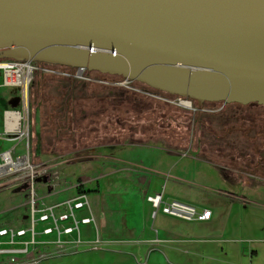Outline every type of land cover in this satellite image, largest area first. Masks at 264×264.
I'll list each match as a JSON object with an SVG mask.
<instances>
[{
    "label": "water",
    "instance_id": "water-1",
    "mask_svg": "<svg viewBox=\"0 0 264 264\" xmlns=\"http://www.w3.org/2000/svg\"><path fill=\"white\" fill-rule=\"evenodd\" d=\"M0 59L264 106V0H0Z\"/></svg>",
    "mask_w": 264,
    "mask_h": 264
},
{
    "label": "rangeland",
    "instance_id": "rangeland-1",
    "mask_svg": "<svg viewBox=\"0 0 264 264\" xmlns=\"http://www.w3.org/2000/svg\"><path fill=\"white\" fill-rule=\"evenodd\" d=\"M84 76L95 81L80 80L88 84L83 90L76 92V98L70 102L69 111L62 118L57 115L58 109L54 107L56 103L53 99L58 92L54 84L58 82L57 80L68 77L34 70L27 86L26 97L22 85L12 88L16 95L14 94L11 100L23 116L21 124L25 134L18 140L15 134L9 133V136L15 137L11 140L13 143L11 147H14L13 157L27 156L30 164L38 166L39 176L36 178L35 187L43 205L73 197L76 193L75 185L79 187L78 192L93 195L94 189L91 187H95L101 174L119 168L138 167L127 161L120 162L105 157L103 155L105 146L113 149L116 144L135 143L146 138L153 141L163 140L164 143L158 142L156 145L166 148V143L171 146L181 143L186 146L183 152H179L181 154L204 159L210 158V155L215 157L209 150L210 148L213 150V144L223 141V137L219 135L221 139L217 141L208 134L198 131L199 127L194 120L198 116V111L164 102L162 98L167 96L166 93L137 81L127 86L107 85L96 80L109 83L123 82V77L104 75L86 69ZM45 83H48L47 86ZM110 92L113 95L109 94ZM192 102L198 107L195 101ZM202 105L200 118L204 121L210 118L213 124L209 127L212 130L217 128L224 130L228 127L244 129L248 126L249 132L242 133L243 130H239L229 137L227 142L231 146H239L247 156L250 154L249 160L244 159L247 162L245 168L250 172V176H256L260 171L248 167V161L251 163L255 160L251 147L256 145L258 148L264 145V106L223 102ZM219 122L221 126H217ZM0 135L6 134L2 132ZM1 152L3 151H0V154ZM23 174L21 171V182L11 177L2 181L0 226H28L29 185ZM88 199L96 212L97 208L92 204L93 196H88ZM82 232L83 236L92 238V226L85 227ZM111 234L105 232L103 236H112ZM118 236L127 240L129 235L126 228H123ZM84 247L85 245L67 243L58 250L52 247H46L43 251L39 249V252L50 251V258L27 264H135L128 255L95 252L92 251L93 248ZM36 254L37 252L32 253L30 257H35Z\"/></svg>",
    "mask_w": 264,
    "mask_h": 264
},
{
    "label": "crops",
    "instance_id": "crops-1",
    "mask_svg": "<svg viewBox=\"0 0 264 264\" xmlns=\"http://www.w3.org/2000/svg\"><path fill=\"white\" fill-rule=\"evenodd\" d=\"M14 87L0 71V134L4 113H20L11 100ZM13 138L0 135V151L11 147ZM158 142L164 143L145 138L104 147L105 157L138 167L106 171L91 187L94 194L87 193L97 208L95 212L89 201L91 211L104 227L99 247L84 249L125 254L135 264H264V163L258 162L254 169L260 172L250 176L244 154L222 157L216 149L215 157L205 160ZM155 193L165 202L207 209L210 218L153 213L146 197ZM123 228L127 240L118 236ZM104 231L112 236H103Z\"/></svg>",
    "mask_w": 264,
    "mask_h": 264
},
{
    "label": "built area",
    "instance_id": "built-area-1",
    "mask_svg": "<svg viewBox=\"0 0 264 264\" xmlns=\"http://www.w3.org/2000/svg\"><path fill=\"white\" fill-rule=\"evenodd\" d=\"M27 67L31 68L33 74L34 70L41 73L59 75L68 78H74L85 81H95L89 77L84 76L85 69H71L67 67H60L57 65H50L45 63H29L19 62L11 59H0V71L5 73L18 71L21 68L24 70ZM58 67L62 68L59 69ZM123 82L113 81L99 83L127 86L131 82L123 78ZM9 84L13 86H21L19 82L11 81ZM162 99L164 102L172 104L176 107L187 108L192 111H201L202 108L195 107L192 100L177 95L166 94ZM14 111H6L3 116V133H13L18 140L25 135L20 122V127L13 128V119L9 117V113ZM15 138V137H14ZM14 147L1 152L0 155L8 153L10 163L4 165V161L0 158V187L3 185L2 181L11 177L18 182H21V171L28 187V226H0V264H27L31 261L35 263L50 258L51 252H39V249L44 250L46 247L52 249H60L64 244L71 243L76 246L90 245L98 248L101 242V231L104 223L101 219H97L91 211L88 195L86 192L77 191L78 185L74 186L75 195L69 199L57 202L50 205H43L38 197L35 181L38 175L37 165H32L28 162L21 170V163L19 156L13 157ZM183 152V151H180ZM185 155V154H183ZM44 171V170H42ZM147 202L151 205L153 213L160 211L161 213L182 218L185 220L207 221L210 218V211L207 209L197 210L194 206L182 203L179 201L165 202L160 193L148 195ZM92 226V238L83 236L82 230ZM37 254L32 257V253Z\"/></svg>",
    "mask_w": 264,
    "mask_h": 264
},
{
    "label": "trees",
    "instance_id": "trees-1",
    "mask_svg": "<svg viewBox=\"0 0 264 264\" xmlns=\"http://www.w3.org/2000/svg\"><path fill=\"white\" fill-rule=\"evenodd\" d=\"M117 77V76H116ZM58 82H56V84H54V87L58 88V92H57V96L54 97V102L56 103L54 105L55 108H57L58 112L57 115L60 116L61 118L65 115V113L67 111H69V106H70V102L76 98V92L81 91L85 88L86 83L85 81H80V80H76L74 78H66V79H60L57 80ZM45 83V86H47ZM109 94H112L111 92ZM113 95V94H112ZM116 99V98H114ZM206 104H213L215 102H205ZM235 104V103H234ZM258 105L257 103H250L249 105ZM261 106V105H258ZM203 107V105H202ZM201 107V108H202ZM53 108V107H52ZM191 114V113H190ZM200 111L198 112V117L194 118V120L197 122L198 125V131L202 132V133H206L208 134L210 137L214 138L217 141H220L219 139H221V136L223 137V141H220L218 144L215 143L213 144V150L210 148L209 152L210 154L215 153L216 149H218V153L219 155L222 157L225 156H229V158L232 157H236V158H240L242 156V154H244V158L249 160L248 156L250 154H245L241 151V148H239V146H231L230 144H228L227 139L229 137H232V135H234L235 133H238L239 130H243L242 133H246L249 132L250 130H247L248 126H246V128L244 129H237L234 127H228L226 129L223 130V128H217V129H210V125L213 124V122H211L210 118H208V120H202V118H200ZM218 122V121H217ZM217 126H221V123H217ZM202 128V130H200ZM219 129V130H218ZM215 131H220L219 134H216ZM221 135V136H219ZM246 135V134H245ZM246 137V136H245ZM248 140V139H247ZM166 142V141H165ZM166 146L168 149H172V150H185L186 146L181 143H178L177 145H169V143H166ZM261 149V151L259 150ZM252 150V154L255 156L254 161H252L251 163L248 161L249 165L251 168H255L258 164V162L260 163H264V145L261 147H258L256 145H253L251 147ZM251 153V152H250ZM211 156V155H210ZM210 158H206L205 160H209Z\"/></svg>",
    "mask_w": 264,
    "mask_h": 264
},
{
    "label": "bare ground",
    "instance_id": "bare-ground-1",
    "mask_svg": "<svg viewBox=\"0 0 264 264\" xmlns=\"http://www.w3.org/2000/svg\"><path fill=\"white\" fill-rule=\"evenodd\" d=\"M6 74H7L6 81L8 83L11 81H15V82H19L23 86V88L25 89V97H26L27 86L32 77L31 68L27 67V69L25 70L21 68L18 71L7 72ZM9 117L13 119V123H14L13 125L11 124V126L13 128L15 127L16 129H18L20 127V122L23 116L18 112H11L9 113ZM0 157L4 161V165H2L3 167L9 165L10 158L8 153L2 154L0 155ZM18 158L21 163V170H22L25 167V164L27 163V156H19Z\"/></svg>",
    "mask_w": 264,
    "mask_h": 264
},
{
    "label": "flooded vegetation",
    "instance_id": "flooded-vegetation-1",
    "mask_svg": "<svg viewBox=\"0 0 264 264\" xmlns=\"http://www.w3.org/2000/svg\"><path fill=\"white\" fill-rule=\"evenodd\" d=\"M58 66V65H57ZM60 67H62V66H60ZM67 68H69V67H67ZM74 69V68H73ZM95 72V71H94ZM97 73H99V72H97ZM104 75H107V74H104Z\"/></svg>",
    "mask_w": 264,
    "mask_h": 264
}]
</instances>
